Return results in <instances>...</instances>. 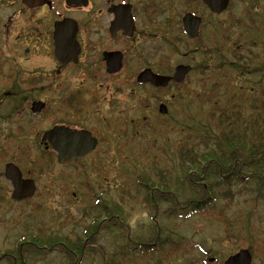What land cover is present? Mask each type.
<instances>
[{
	"label": "rangeland",
	"instance_id": "374dc122",
	"mask_svg": "<svg viewBox=\"0 0 264 264\" xmlns=\"http://www.w3.org/2000/svg\"><path fill=\"white\" fill-rule=\"evenodd\" d=\"M100 2L102 3L103 1ZM170 3L172 4V8L169 11V16L173 21V24L177 26L176 22L177 17H179L178 13L183 10L184 4H181L178 0H170ZM246 12L252 14L251 17L254 24L250 23L246 18ZM157 17L164 18L167 16L162 15ZM216 18L220 20L224 19L227 23L236 18L242 19L246 22L242 27L233 26L231 28L233 31V37H236L239 40L237 41V44L240 46L237 51L242 56H245V58L248 57L250 59L246 64L247 66L256 67V65H259L262 61L264 67V58L260 57V55L264 54V0H231L226 11ZM205 19L206 22L201 31V34H203L202 41L205 42V46H210L207 42L209 41L208 35L209 31H211L210 22L212 17L207 16V12H205ZM248 23H250V25L247 27L246 25ZM140 27L144 29L146 36L141 43L145 45L147 51L138 49V53H141L144 57L155 59V57H160V53L163 52L164 56L167 55L168 58L173 57L175 62L179 59V55L175 54L173 56L166 50L168 48L163 41V34H167V32H163L162 28L155 29L150 25L145 26L143 23ZM241 30L243 32H240ZM11 31L12 25L10 22H8V24L2 23L0 25V47L3 48V50H5L3 44L5 46L13 44L14 34ZM150 32L158 34L161 37L154 36L150 34ZM170 33H168L169 36ZM175 34L178 37H183L179 28L175 29ZM216 35L217 32L214 36ZM254 35L257 39L261 36V40H256V42L252 44V41H254ZM185 44L186 42L183 40V42L181 41L178 43V46L182 47L183 45L185 46ZM192 46L193 44L189 43L187 47L191 49ZM235 46L236 45H233L231 42L223 44L221 53L224 57H227L226 61H233L230 57L229 51H231L232 48H235ZM13 47L12 50L14 51ZM260 50L263 51L261 52ZM184 51L185 50L183 49L182 53H184ZM202 52V48L201 51L199 49L195 50L192 56L195 58L190 59V57H188V61L191 63L202 61L201 59L205 56L207 58L206 65H208V68H204L202 74L198 71H196V74H190L186 83L176 90L175 98L171 100L166 114L163 115L157 112V106H154L153 102L154 99L149 95H146L149 106L141 109L139 107V100H136L138 96L137 93H132L131 95V93L128 92L130 91V86L126 87L120 84L109 83L106 84L109 87V89L106 90L99 84H96V87L100 89L99 94L101 96H109L111 98V104H114L115 112H112L113 115L123 117V115L119 113V109L121 108L119 101L125 99L130 109L128 114L130 117L140 120L143 115H145V117L147 115L149 122L151 124H156L155 119L157 116H160L159 118L166 123L164 126H159L158 129L160 131H158L157 134H154L152 131L153 129L148 130L146 127H141L139 136L133 140H128V145H131V149H133L132 153L138 151L135 153V157L140 156V153L144 156L151 151L159 154L160 151L158 145L163 144L164 136L169 138L170 143L166 144L168 145L167 148L169 150L175 148V146L180 144L186 137L187 133L190 132V128L195 124L196 120L197 122H203L204 112L210 108L211 104L209 102L200 106L197 102L195 93L202 92V88L199 84V76L203 75L201 77L206 79L204 83H206L207 89H209L210 86L218 81L216 77L218 78L221 75L217 70V63L219 62L216 57L217 54L213 53L210 55L207 51L208 55H204ZM0 60L3 61V58L0 57ZM131 62L133 63L131 65L139 64V60L135 57H131ZM8 63H10V61H8ZM224 68L225 73L227 72L228 75L233 76L234 78L236 77V74L238 75L231 83L240 85L243 81L245 85L250 86L249 81H254L255 90L258 93H260L262 87L264 88V81L260 82L259 80V78H261L260 73H256L255 71L252 72V69L246 66L243 70H235L231 66H224ZM235 71H237V73ZM8 85V82L0 84V92L2 93L3 91H6V89L11 90V86L8 87ZM248 86L246 91H248ZM232 91L233 90L229 87L220 86L219 89L216 90L215 96L226 98L230 96ZM110 94L113 95L110 96ZM164 94V92H159L157 93V96L163 97ZM260 97L264 99L263 95H260ZM11 98L12 96L6 95L0 102V252L5 251L6 248L11 249L15 240H18L26 233H37L39 230L67 233L70 229L77 230L78 227L80 230V225L91 219V216L85 213L91 203V200L86 196L88 190L85 189L86 185L84 183L85 188L80 184L82 182L77 180V176L73 178L70 171L55 163V161H53L49 167L42 170L40 169L41 166L38 167L41 164V160L39 159L41 155L39 152L40 147L35 142L36 136L34 132L29 131L16 134L14 142L17 147H19L21 153L24 152L22 144L23 146L25 145L27 152L26 156H20L19 158L16 154H19V152L15 150L16 145H8L12 141L10 136H13V126L16 123V113L14 112L13 104L10 100ZM248 102L249 101H244L245 110H249ZM221 103L222 102L219 101V104ZM105 107L106 103L102 104V107L97 110V115H108L106 112L108 113L109 110L108 108L105 109ZM116 119L118 121L119 118ZM101 122H103L102 119ZM163 124L164 123L161 125ZM165 137L164 139H166ZM111 144L112 143L107 135V141L103 144L104 147L100 150V156L93 157L88 161V166H98V169H101L99 171L97 169L92 173V179L88 176V182L95 188V192L98 190L102 191V196L105 199L107 197L111 199L117 195H122L123 201L125 205H127L125 207L126 210L130 209V207H128L129 204H134L133 209L130 210L133 212L128 222L130 229L133 230V234L139 233L141 236L148 235L149 231L144 227L145 221L146 223L148 221L146 220L148 219L147 215L142 211L140 205L133 203L131 199L128 200V195L126 194V189L129 187L128 183L130 182L132 175V169H128L126 166L124 168L125 170H121L124 167L121 162H126L128 160L127 157H124L128 154V151L127 149H120V153L117 154L118 150L115 148L114 144L113 147H109ZM3 148L6 152H3ZM12 156L19 158L22 173L24 172V175L28 174L35 179L37 183L36 193L25 201H15L10 198L11 187L2 174L3 163L6 160L12 159L10 158ZM13 161L18 163L16 159H13ZM139 162H144L143 167H147L149 166L150 161L140 158ZM138 164H136L137 167H139ZM87 169L88 173H91L92 170L90 168ZM64 170L65 172H63ZM77 183L81 186H75ZM223 190L224 189L217 190L213 196L212 204L220 210L223 208L222 212H224L225 215H221L222 219H229L233 224L238 223L241 219V222L236 225L235 228L234 226L227 227L221 220H218L215 217L217 208L215 206H208L200 215H192L188 219L176 220L177 226L175 227V237L180 236L181 238L174 242L179 245L185 244V246H188L186 251H182V253H171L167 258H165L167 255L166 251L151 253L147 255L149 261L154 262L155 258L162 257L160 264H221L225 254L232 252L239 246H245L250 243V238H247L246 241L244 240L248 244L243 242L242 244L240 242L237 243L238 235L236 234L238 233L246 238L248 229L246 221L243 219L246 218L247 213L250 211H254V215L249 218L250 223L252 224V232L255 235L257 228L260 227V230L262 231L261 235L264 236V198H260L256 209H252L248 203H242L243 200H248V195H235L231 204L227 205L225 199L219 195ZM129 191L131 192V190ZM235 192L236 191H234V193ZM118 234L119 232L116 229H113L112 232L108 233L103 231L98 235L97 242L106 250L114 251L117 248L115 243L123 242L122 237ZM227 236L230 238L235 237L234 239L237 238L236 242L230 243V241H224V238ZM34 255V253L32 255L27 254V257L25 256V264H52V261L62 262L65 260L58 251L50 253L46 259H44L43 256L39 257L35 255L34 257ZM209 256H211V258L214 257L212 262L208 261ZM142 261V256L130 255L127 259V264H141ZM0 264L5 263L4 261H1ZM81 264H101V260L98 255L94 256L88 254L87 258L83 259Z\"/></svg>",
	"mask_w": 264,
	"mask_h": 264
},
{
	"label": "trees",
	"instance_id": "16d2710c",
	"mask_svg": "<svg viewBox=\"0 0 264 264\" xmlns=\"http://www.w3.org/2000/svg\"><path fill=\"white\" fill-rule=\"evenodd\" d=\"M251 15L250 12L245 13L249 22L254 24ZM250 23L246 26L248 27ZM245 24L246 22L242 19H232L224 27L220 26L219 37L214 38L213 33V41L219 45L215 47L213 53L217 54L219 61L217 70L221 76L216 77L218 81L209 89L204 83L206 79L201 77L203 75L199 76L202 92L195 93V97L200 106L209 102L211 106L204 112L203 122L196 120L180 144L169 150L166 145L170 143L169 138L164 136L166 139L163 137V144L158 145L159 154L151 151L144 156L140 153V156L135 157L138 151L132 153L133 149L131 145H128V140L137 138L141 127L153 129L154 134H157L160 131L159 126L166 124L159 118L160 116L155 119L156 124H151L147 118L133 122L130 137H126L125 140L121 138L125 143L120 141L118 136L113 138V144L118 150L117 154L120 153V149L128 151V154L124 156L128 160L121 162L124 165L121 170H125L126 166L132 169L126 194L128 200L131 199L133 203L140 205L147 215L148 221L147 223L145 221L144 227L148 229L149 234L141 236L139 233H132L133 230L130 229L128 222L133 212L130 210L133 209L134 204H129L130 209L126 210L127 205L122 195L105 199L102 191L95 192V188L88 180H82L83 187L85 184L86 188H84L88 190L86 196L91 200L89 211L86 210L85 213L91 216V219L81 224L80 230L79 227L77 230L70 229L67 233L39 230L37 233L22 235L15 240L13 248L5 250L6 253L9 252L3 255L7 264H23V255L29 253L46 259L54 251L61 253L65 260L52 261V264H81L88 254L98 255L101 264H127L130 255L142 256L144 259L148 253L152 252L166 251L169 255L182 253L188 249V246L174 242L181 238L175 237L176 220L200 215L208 206H215L212 201L218 189H224L219 195L225 199L227 205L231 204L235 195H248V200H243L242 203H248L252 209H256L260 198H264V99L260 97V95L264 96V88L262 87L258 93L255 90L254 81H249L250 86L245 85L243 81L240 85L231 83L238 75L236 74L234 78L225 73L224 68V66H231L235 70H243L246 66L252 69V72L260 73L259 80L264 81L263 62L261 61L256 67L247 66L250 59L237 51L240 46L237 44L239 40L233 37L231 28L242 27ZM195 40L198 41L200 38ZM256 40L260 41L261 36L257 39L254 35L252 44ZM226 42L236 45L229 51L233 59L231 62L226 61L227 57L221 53L222 46ZM260 57L264 58V54ZM201 60L194 62V66L197 69L202 67V69L194 70L190 74H196V71L202 74L203 69L208 68L207 58L204 56ZM190 74L187 75L185 82ZM220 86L231 88L233 91L230 96L216 97V90ZM247 86L248 91H246ZM219 101L222 103L219 104ZM244 101H249V110H245ZM162 123L164 124L161 125ZM124 134L122 133L121 136ZM140 158L150 161L149 166L143 167L144 162H139ZM83 174L87 177L86 172ZM222 209L217 208L215 217L227 227L235 228L241 219L236 224L229 219H222L221 215H225ZM253 215L254 211H250L245 219L242 218L246 221L248 233L246 238L236 233L237 243L246 244L245 241L250 238L252 240L249 243L250 249H253L259 263L264 264V250L259 249V244L256 243L259 238L262 240L263 235H261L260 227L257 228L255 235L252 232L249 218ZM113 229L119 232L118 235L122 237L123 242H116L117 248L114 251H108L97 242V237L101 232L108 233ZM234 238L227 236L224 241L235 243L237 238Z\"/></svg>",
	"mask_w": 264,
	"mask_h": 264
},
{
	"label": "flooded vegetation",
	"instance_id": "af4514ba",
	"mask_svg": "<svg viewBox=\"0 0 264 264\" xmlns=\"http://www.w3.org/2000/svg\"><path fill=\"white\" fill-rule=\"evenodd\" d=\"M83 1L79 0L81 3ZM186 1L192 7L204 11L202 14L195 13L200 20L198 35L192 40L198 37L200 40H194L191 50L180 54L175 62L173 57L167 58L163 52L155 59L138 53V49L147 51L145 45L141 43L146 37L144 29L140 27L142 23L155 29L162 28L163 32H167L163 34L165 38L163 41L168 48L167 52L171 55L176 40L182 41L181 37L175 34V29L179 28L182 35L186 36L182 28L181 16L177 17V26L170 19L169 11L172 8L170 0H87L84 6L67 0H0V22L1 24L10 22L11 32L14 34L13 44L7 46L3 44L5 50L0 47V57L3 58V61L0 60V84L8 82V87L11 86V90L0 92V102L4 96H12L10 100L16 113V123L13 128L16 131L35 133V142L40 147V159L47 162L52 158L51 143L47 139H42V133L53 126H63L72 131L86 130L97 139L93 150L82 157L65 162L67 165H77L82 158L97 150L102 142L100 133H106L111 143V137L121 138V131L126 134L128 131L126 127L116 128L117 119L112 113L114 104H111V98L101 96L96 84L106 90L109 89L106 85L109 83L130 86L128 92L131 95L137 93L139 97L137 96L136 100H139V107L144 109L147 105L146 95L151 96L148 90L156 87L148 82H138L139 72L150 68L156 74L171 75L176 64L191 63L188 57L195 58L192 57L195 50L201 51V48L215 50L214 46L211 45L210 49L202 41L201 30L206 21L205 12L207 16L212 17L211 25L213 23L216 25L217 22L213 21L217 20L216 17L225 10L214 13L210 12L200 0ZM118 5H124V8L121 6L122 9L117 12L112 10L113 6ZM127 5L130 6L132 28L126 12ZM162 15L167 17H157ZM64 18L76 20L77 29L74 39L78 43V52L75 61L71 60L74 53L73 44L72 50L64 47L61 51L62 61H59L55 55L53 22ZM62 30L69 31L68 28ZM150 34L161 37L152 32ZM107 52H117L115 56L120 57L121 65L114 72L106 69L103 56ZM131 57L137 58L139 64L131 65L133 64ZM190 66L189 73L202 69V67L197 69L194 63ZM171 87L176 93L180 86L179 83L170 81L164 89L168 90ZM52 90L59 92L54 93ZM165 96L173 97L174 93ZM105 103V109L109 110L108 113L106 112L108 115H97V110ZM119 104L121 105L119 113L130 118L127 101L120 100ZM124 121L126 122L127 119L124 118ZM129 122H132L131 118ZM109 147H113V144Z\"/></svg>",
	"mask_w": 264,
	"mask_h": 264
},
{
	"label": "water",
	"instance_id": "95a60500",
	"mask_svg": "<svg viewBox=\"0 0 264 264\" xmlns=\"http://www.w3.org/2000/svg\"><path fill=\"white\" fill-rule=\"evenodd\" d=\"M72 1L74 4H86V0L82 3L79 0H67ZM211 10L221 11L228 3V0H202ZM124 5L113 6L112 10L115 12L122 9ZM126 12L128 13V19L130 21L131 28L132 21L130 16V6L127 5ZM124 8V7H123ZM200 18L189 12L185 13L182 17L183 30L189 37L197 35L198 22ZM71 28L70 31L62 29ZM75 21L72 19H63L54 22L53 38H54V51L58 59H60V53L64 47H70L71 44H75L72 40L75 33ZM72 40V41H71ZM77 50H75L76 54ZM117 52L104 53V59L106 61V69L110 72L118 70L121 65L120 57L115 56ZM75 59V57H73ZM190 66L179 64L175 67V71L171 76L159 75L153 73L149 68L142 70L137 75L139 82H150L155 86H165L169 80L174 82H181L188 72ZM38 105V104H36ZM159 111L164 113L166 106L159 104ZM43 139H48L57 152V160L59 162H65L76 156L84 155L87 151L94 148L96 139L91 137L90 133L85 130L72 131L69 128L63 126H53L46 130L43 135ZM4 175L10 180L12 190L11 198L15 200H21L31 196L35 190L34 181L31 178H23L19 168L12 162H7L4 165ZM251 256L247 249H240L238 252L228 256L223 264H250Z\"/></svg>",
	"mask_w": 264,
	"mask_h": 264
}]
</instances>
